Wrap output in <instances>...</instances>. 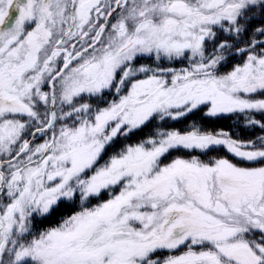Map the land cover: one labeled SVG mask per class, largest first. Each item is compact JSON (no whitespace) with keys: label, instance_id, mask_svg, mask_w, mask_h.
<instances>
[{"label":"snow or ice","instance_id":"obj_1","mask_svg":"<svg viewBox=\"0 0 264 264\" xmlns=\"http://www.w3.org/2000/svg\"><path fill=\"white\" fill-rule=\"evenodd\" d=\"M201 111L264 130V0H0V264H264V136Z\"/></svg>","mask_w":264,"mask_h":264},{"label":"trees","instance_id":"obj_2","mask_svg":"<svg viewBox=\"0 0 264 264\" xmlns=\"http://www.w3.org/2000/svg\"><path fill=\"white\" fill-rule=\"evenodd\" d=\"M150 62V61H143ZM185 65L177 64L176 67H183ZM111 98V97H109ZM256 119L264 120V114L254 113L253 114ZM192 122H196L199 126H201L204 130L208 131H217V130H225L230 132L234 137L239 138L241 140H255L259 136H264V130H261L259 127H248L246 124V117L244 114H230L219 116L216 118H210L204 115V112H197L196 114L190 115L189 117L182 118L180 121H169L170 126H174L177 129L185 130L189 127ZM157 123H160L157 121ZM153 131L152 128H146L142 135L132 137L127 141V143H137L139 140L148 136ZM40 142V141H37ZM191 155H199L201 159H209L208 156H204L199 152L188 153L186 151H177L172 154L165 162H169L172 157L180 156L183 158H189ZM212 157H227L233 162H238L236 158L232 157L231 154L227 153L225 150L221 149L218 151H214L211 153ZM104 199H107V194L104 195ZM93 204L97 203L96 200L92 201ZM79 207L75 206L72 208L62 207L61 210L52 216L50 219L46 220L42 227H55L57 226L61 219L68 215L72 211H78Z\"/></svg>","mask_w":264,"mask_h":264}]
</instances>
